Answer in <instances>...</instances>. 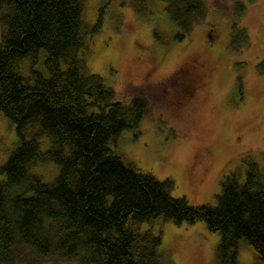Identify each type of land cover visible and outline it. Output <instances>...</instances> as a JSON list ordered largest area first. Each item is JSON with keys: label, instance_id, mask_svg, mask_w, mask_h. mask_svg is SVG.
I'll return each mask as SVG.
<instances>
[{"label": "trees", "instance_id": "trees-1", "mask_svg": "<svg viewBox=\"0 0 264 264\" xmlns=\"http://www.w3.org/2000/svg\"><path fill=\"white\" fill-rule=\"evenodd\" d=\"M161 1L180 38L204 16L202 0ZM0 22V110L20 137L0 165V260L15 264L30 255L79 264H174L159 252L161 234L141 229L162 218L205 221L220 234L221 264H236L243 244L254 252V264H264V168L258 163L250 162L242 181L228 176L216 205H193L172 195L173 179L159 180L113 151L111 143L139 125L147 101H117L89 71L95 30L86 27L84 0H0ZM41 59L44 69L37 68ZM42 135L51 141L44 150ZM40 162L58 165L52 181L33 171Z\"/></svg>", "mask_w": 264, "mask_h": 264}, {"label": "rangeland", "instance_id": "rangeland-1", "mask_svg": "<svg viewBox=\"0 0 264 264\" xmlns=\"http://www.w3.org/2000/svg\"><path fill=\"white\" fill-rule=\"evenodd\" d=\"M202 2L203 18L183 38L161 0H84V20L95 30L89 71L102 77L117 101H147L139 125L123 131L111 143L113 151L159 180L173 179L174 197L213 206L228 176L244 180L252 161L264 168V0ZM237 36L242 42L231 46ZM37 68L44 69L42 59ZM39 141L43 150L51 143L46 135ZM19 142L15 122L0 110V165ZM33 171L49 182L58 165L40 162ZM141 229L161 234L159 252L174 264H221L220 234L205 221L158 218ZM254 262L243 244L236 264ZM15 264L79 262L29 255Z\"/></svg>", "mask_w": 264, "mask_h": 264}, {"label": "water", "instance_id": "water-1", "mask_svg": "<svg viewBox=\"0 0 264 264\" xmlns=\"http://www.w3.org/2000/svg\"><path fill=\"white\" fill-rule=\"evenodd\" d=\"M0 264H6L5 262H3L2 260H0Z\"/></svg>", "mask_w": 264, "mask_h": 264}]
</instances>
